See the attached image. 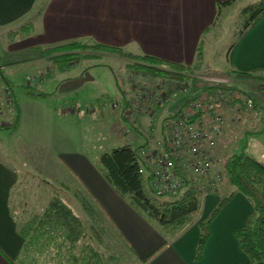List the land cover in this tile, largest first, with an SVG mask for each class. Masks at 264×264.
Masks as SVG:
<instances>
[{"label":"crops","instance_id":"0c3cea01","mask_svg":"<svg viewBox=\"0 0 264 264\" xmlns=\"http://www.w3.org/2000/svg\"><path fill=\"white\" fill-rule=\"evenodd\" d=\"M218 1L225 0H0V29L17 26L19 30L26 23L32 25L27 35L23 33L19 37L10 36L11 31L7 35L2 34L5 37L7 56H22L24 59L0 63V73L13 82L21 68L43 63V52L46 47L75 40H94L103 45L125 48L134 54H146L168 62L193 66L196 63L198 43L205 29L216 17ZM40 55L42 57H39ZM231 69L239 71L264 69V19L241 40L234 53ZM42 71L43 69L39 70L35 80L33 78L28 80H34L35 83L42 85L53 79L52 75L42 82L38 76ZM93 82L96 80L90 77L83 83ZM83 83L78 82L77 88ZM0 89L6 91L5 87L0 86ZM90 89H86L83 92L84 96L76 98L69 107L77 102L89 104L90 109L86 110L84 116L77 117L80 122L85 119L89 141L93 137H100V143H105V148L102 145L103 148L98 149L99 154L123 145L136 147L135 139L131 135L134 129H131V124L123 119L122 112L110 108L106 93L93 92ZM122 94L126 97L131 93L121 86L120 95L116 97L119 101ZM15 96L20 109V120L18 127L13 130V136L22 137L21 131L27 127V124L31 128L26 130L28 136L35 135L38 130L45 134L46 130H41L37 126L50 124L48 133L55 137L57 144V148L53 145V148L57 149V156L52 153L53 157L60 164L62 161L68 165L74 179L77 180V176H80L79 181L86 191V196L91 199V195L97 200L96 202L106 212L104 219L107 222L109 218L112 220L140 258H147L167 242L166 237L155 231L152 223L116 193L90 161L88 155L71 148L70 140L62 137L61 134L73 130L78 124L71 114L72 108L64 106L60 108L54 101L49 103L47 99L41 97H29L31 102L25 109L20 105L16 92ZM69 100L65 99L64 105ZM257 104L260 106V111H251L248 116L250 121L255 119V122L251 121L252 124L261 120L260 114L264 111L261 109L264 106L258 102ZM183 106L184 103L169 108L168 115L180 113ZM138 115L135 112L129 115L135 128L139 129L138 135L143 139L145 137V141L137 147H151V139L141 127L143 116ZM54 119L56 121L52 122ZM165 132L168 134L167 130L163 131ZM63 141L62 150L60 146ZM108 143L112 145H107ZM18 144H14L13 149L18 161L23 163L21 169L12 167L8 160L0 158V264H15L14 261L24 244V239L18 233L17 223L13 218V215H21L22 212H16L12 204L13 191L20 183V170L34 177L36 170L32 166L39 170L42 168L38 163L44 151L42 146L39 150L35 147L36 152L32 153L31 148H26L23 141L20 140ZM218 144L210 151L213 156L223 161L230 152L234 151L233 143L231 145V142H227V138H223ZM228 145L231 147L229 148ZM62 185L64 189L67 188L66 184L62 183ZM225 190H227L226 186L223 191ZM52 198L49 197L41 211L31 215L41 214ZM64 201L72 207L71 202V205L68 203L71 201L70 198ZM219 201L220 196L217 194L204 196L198 220L169 241L167 246L147 264H247L248 258L240 250L233 231L246 223L253 213V208L248 199L240 193L236 194L215 217L203 257L199 261L195 259L200 236L199 222L211 214ZM78 215L84 217L82 214Z\"/></svg>","mask_w":264,"mask_h":264},{"label":"trees","instance_id":"16d2710c","mask_svg":"<svg viewBox=\"0 0 264 264\" xmlns=\"http://www.w3.org/2000/svg\"><path fill=\"white\" fill-rule=\"evenodd\" d=\"M239 0H225L216 3L217 14L214 21L207 27L198 43L196 63L186 66L162 60L146 54H134L127 49L103 45L94 40H75L46 47L44 54L56 64L57 70L66 72L71 69V64L79 57L78 53L86 51H100L122 57L127 61L126 67L138 73L152 77H162L178 82L191 78L203 58V42L205 35L215 28L226 10L233 8ZM41 9V8H40ZM41 10H39L40 12ZM264 19V0H251L239 10L236 35L237 40L229 49V62H232L234 53L243 37ZM32 29L26 23L19 30L29 34ZM14 34V32H11ZM88 57L89 55H82ZM231 74L239 81H257L259 88L264 90V69L257 71H239L233 69ZM1 76V75H0ZM4 87L14 100L13 111L15 118L9 128L0 127V130L18 127L20 109L14 92V86L5 76H1ZM33 97L47 96L46 93L36 95L33 89L26 87ZM233 90L237 88L224 83L204 87L205 90ZM121 90V86H120ZM197 97V96H196ZM252 111L259 110L260 106L254 100ZM127 98L122 94L120 106L126 108ZM243 103L235 96L223 107L240 109ZM186 106L184 104L183 108ZM262 109V108H261ZM212 111V109L207 110ZM207 112L199 111L189 118L197 121ZM179 114L169 117L173 119ZM264 117V111H262ZM167 145V138L164 139ZM145 146L133 147L123 145L111 151L100 154L96 162H92L103 175L108 184L125 201L132 205L146 220L166 229L167 242L156 249L147 258H140L126 237L119 231L112 220L113 228L121 237V242L131 252L139 264L149 263L169 241L180 235L184 230L194 224L200 215L203 204V195L199 185L193 181L191 174L177 166L179 175L184 179V184L176 192L158 194L153 187V176L146 167L141 151ZM215 148V147H214ZM222 182L213 194L220 196L218 205L211 214L199 222L200 236L196 246V261L203 257L204 249L210 238V227L215 217L223 207L238 193L244 195L253 208V213L248 217L243 226L234 229L240 250L247 256V264H264V165L256 161L245 152L235 151L224 159L221 167ZM223 183V184H222ZM146 185L148 187H146ZM224 185V187H223ZM227 187V190L223 189ZM222 189V190H221ZM90 195V193H89ZM152 195L169 197V200H157ZM82 198V205L89 221L79 216L61 197L55 195L41 214L27 216L13 215L17 223L18 233L24 239V244L16 257L15 264H120L122 257L111 252L107 244L108 230L105 228L103 218L106 212L97 200L90 195Z\"/></svg>","mask_w":264,"mask_h":264},{"label":"rangeland","instance_id":"374dc122","mask_svg":"<svg viewBox=\"0 0 264 264\" xmlns=\"http://www.w3.org/2000/svg\"><path fill=\"white\" fill-rule=\"evenodd\" d=\"M249 1L251 0H239L233 6V8L226 10L222 15L218 25L205 35L203 42V58L197 69L194 70L191 78L187 81L178 82L162 77H152L150 75L148 76L142 73L131 71L126 67L127 61L122 57L100 51H86L83 53L81 51V53H78L79 57H77L71 64V69H68L66 72H61L57 70L56 64L49 59L48 54H43V63L39 62L38 65H28L24 68H21L18 70V73H16L14 80H12V84L14 86L18 100L20 101V105L26 109L29 102H31L30 98H38L33 97L28 93V90L25 88L27 87L26 85L32 86L30 88L33 89V92L36 95L47 92V96L39 97L47 99L49 103L54 101L57 103L56 106L60 108H63V106L66 108L69 107L70 103L75 101L76 98L83 97V92H85L88 88H91L90 90L93 92L99 91L101 93H106L109 97L107 98L109 99L107 104L110 106V108L120 110L122 112L123 119L131 124V129H134L131 135L135 139L134 142L136 147L145 141V137L143 139V137L138 135L137 132L139 129L135 128L133 121L130 119V113L133 114V112H135L136 115L140 114L141 117L143 116L141 127L143 131L148 133V137L151 139V147H160L163 144L165 136L167 138L169 134L166 132L163 133V131L166 130V123L169 121V116H173V113L168 115L167 112L169 108L175 107L178 104H188L189 99L196 96L197 98H206L209 90L202 91V89L204 87L219 84L213 81V79L218 80L227 86L237 88V90L241 91L234 92L235 96L245 94L252 100H255L264 106V90L262 91V89L259 88V82L236 80L231 74V63L229 62V49L237 40L236 28L239 10ZM10 31L14 32V34H10V36L14 37H19L23 34L22 31L17 29V26H12L11 29H0L1 64L12 60L19 61L24 59L22 56L8 57L5 53L6 44L4 40L5 37L3 35L9 34ZM83 54L89 56L83 57ZM39 57L42 56L40 55ZM40 69H43V71L38 76L42 82L46 81V79L52 75L53 79H49L45 82V84L42 85L35 83V77L39 73ZM86 70H89L88 73H85ZM0 75L2 76L3 74L0 73ZM1 76L0 86L4 87L5 85L2 82ZM90 77L92 80H96V82L87 84L83 83ZM32 78L34 79V82L28 80ZM78 82L80 84L83 83V85H80V87L78 86L79 88L76 86ZM136 83L140 84L141 86H145L152 91H155L157 88H155V86H157V84H163L165 86V90L168 92L173 88L185 86L188 88V93L173 99L171 103L166 104V106L161 109L155 108L153 110H149L148 108L151 107L150 105L149 107H136L131 104L133 101L135 102L136 94L140 93V89H135ZM120 86H122V88L125 87L126 91L129 90L131 93L130 95L126 96V108L120 106V101L118 98H116L118 95H120ZM74 88L77 90H73ZM5 89L6 91L0 89V112L2 113H0V127L9 128L12 126L15 118V113L12 109L14 100L10 96V93L7 91L6 87ZM65 99H70L68 103L66 101V106L63 103ZM74 105L75 103L69 108H72L73 112L71 111V114H73V118H75V123L78 122V124L73 130L67 131V133L61 135L63 138H65V140L66 138L70 140L71 148L80 151L82 154L86 153L91 162H96L100 156L98 149H102L105 146V143H100V137H93L89 141L90 138L87 137L88 128L84 123L85 119L80 122L78 121L79 118L77 116H84L86 110L90 108H85L82 114H78L75 111ZM262 109L264 110V107ZM212 113L222 117L220 123L215 125H212L209 121L206 122L207 129H211V137L213 140H215V148L217 145H219L218 142L220 140L222 141L223 138H227V142H231V145L233 143V150L235 152H245L249 156L253 157L256 161L264 165V117L262 114H260L261 120L252 124V122H255V119L251 120L252 122L248 120V116L250 114H243L241 111L237 109L235 110L232 107H215L212 109V111H210V114ZM210 114H207L205 119L210 118ZM55 121L56 119H54L52 122ZM49 125L50 124H39L37 126V128L41 130H46L45 134L38 130L35 135L29 134L28 136V134H26V130H30L31 128L27 124V127L21 131L22 137L13 136V130L11 129L0 130V158L8 160V163L16 169H21V165L23 164L22 162L18 161L13 149L20 140L23 141V144H25L26 148H31L32 153L36 152L34 149L35 147L39 150L40 146H42L41 148L44 149L41 156L42 159L44 157L45 158L43 161H41V159L38 162L42 168L39 170V168L36 169L34 166H32L36 170L34 172L36 176L33 177L27 174L25 171L23 172L20 170V183H18L14 189L12 197L14 209L18 213L24 211V214L29 216L32 213L41 211L49 197L52 198L54 195H59L63 199H67V201L70 198L71 201H68V203L70 204L71 202L76 213L80 215L82 214L84 217H81L84 220L89 221L88 217L86 216L85 209L81 203L82 198L86 196V191H84L83 186L79 181L80 176H77L76 174L78 179H74V175L71 173L68 165L62 161L60 164L53 157L52 153L57 156V144L54 140L55 137H52V135H49L48 133L50 130ZM226 129L229 131L225 135V131H227ZM245 130L249 131V133H246L247 131ZM217 131L219 132L218 134ZM47 134L48 136H46ZM96 141L99 142L96 143ZM61 144L62 145L60 146V149L63 148L64 141L61 142ZM53 145L56 148H53ZM107 145L112 144L108 143ZM228 147L230 148L231 146L228 145ZM216 157L217 156L215 155L213 156V162L215 163L216 167L215 169L221 170L224 160L220 161ZM62 183L67 185L66 189L63 188L64 186ZM146 187L148 186L146 185ZM152 196L157 198V200L170 199L169 197H159L156 195ZM102 220L105 228L108 230L109 238L107 239V244L110 245L109 250H111L113 254L119 256V258L120 256L122 257L120 264H139V262L136 261V259L132 256L131 252L121 242V237L113 228L112 223L110 221L107 222L104 218ZM151 225L160 235L167 237L165 235L166 229L157 224L154 225V223Z\"/></svg>","mask_w":264,"mask_h":264},{"label":"built area","instance_id":"2783aa9c","mask_svg":"<svg viewBox=\"0 0 264 264\" xmlns=\"http://www.w3.org/2000/svg\"><path fill=\"white\" fill-rule=\"evenodd\" d=\"M213 81L221 83L215 79ZM155 88V91H152L136 83L135 89H140V93L136 94V100L131 104L136 107H149L150 105L149 110L161 109L173 99L188 93V88L185 86L173 88L169 92L165 90L163 84H157ZM234 92L233 90L215 89L209 90L206 98H190L188 104L186 103L187 105L180 111V115L166 123V130L169 133L167 145L142 149L141 157L153 176V187L158 194L176 192L184 184V179L176 169V163L181 169L191 174L193 181L199 185L202 198L217 191L222 182V175L220 170L215 169L213 154L210 151L215 147V140L212 139L211 129H207L206 122L209 121L215 125L220 123L222 117L215 113L210 114L207 110L228 104L229 100L235 97ZM237 97L243 103L242 107L237 110L243 114H249L254 108V100L245 94ZM74 108L78 114H82L84 109L90 106L77 102ZM204 110L210 114V118L205 119L207 117L205 114L195 122L189 120L193 114Z\"/></svg>","mask_w":264,"mask_h":264}]
</instances>
